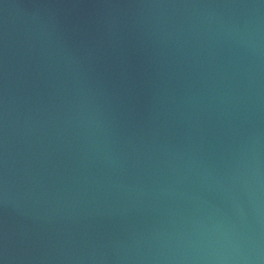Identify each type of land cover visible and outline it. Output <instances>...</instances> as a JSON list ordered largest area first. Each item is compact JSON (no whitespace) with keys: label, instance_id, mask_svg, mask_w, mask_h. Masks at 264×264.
<instances>
[{"label":"water","instance_id":"95a60500","mask_svg":"<svg viewBox=\"0 0 264 264\" xmlns=\"http://www.w3.org/2000/svg\"><path fill=\"white\" fill-rule=\"evenodd\" d=\"M0 264H264V0H0Z\"/></svg>","mask_w":264,"mask_h":264}]
</instances>
